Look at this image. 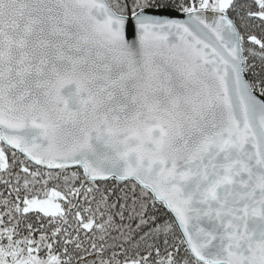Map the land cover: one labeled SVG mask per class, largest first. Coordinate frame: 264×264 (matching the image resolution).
Instances as JSON below:
<instances>
[{
	"label": "snow or ice",
	"instance_id": "1",
	"mask_svg": "<svg viewBox=\"0 0 264 264\" xmlns=\"http://www.w3.org/2000/svg\"><path fill=\"white\" fill-rule=\"evenodd\" d=\"M0 264H264V0H0Z\"/></svg>",
	"mask_w": 264,
	"mask_h": 264
}]
</instances>
